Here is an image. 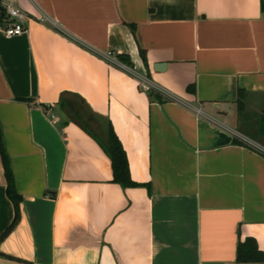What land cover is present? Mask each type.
<instances>
[{
  "label": "crops",
  "instance_id": "0c3cea01",
  "mask_svg": "<svg viewBox=\"0 0 264 264\" xmlns=\"http://www.w3.org/2000/svg\"><path fill=\"white\" fill-rule=\"evenodd\" d=\"M16 4L25 33L0 16V142L22 200L12 227L0 151V264H264L238 260L247 238L264 251L261 0ZM75 95L112 123L139 185L113 181L61 105Z\"/></svg>",
  "mask_w": 264,
  "mask_h": 264
},
{
  "label": "trees",
  "instance_id": "16d2710c",
  "mask_svg": "<svg viewBox=\"0 0 264 264\" xmlns=\"http://www.w3.org/2000/svg\"><path fill=\"white\" fill-rule=\"evenodd\" d=\"M262 2V9L264 10V0ZM0 16L6 18V11L1 4L0 0ZM118 59L123 63L131 66L130 57L127 54L120 53L117 55ZM150 97L152 99L162 101L164 99L163 95L154 87L148 90ZM62 107L69 113L72 120H75L83 128H85L89 133L96 138L100 143L105 152L109 155L112 162L113 170V181L121 184L124 187L137 186L138 182L134 181L131 172L130 164L128 160V155L126 149L124 148L122 141L118 137L117 133L114 130V127L111 122H109L108 128L105 131L104 129L97 126V122L91 112H89L87 106L85 105L82 99L77 98V96L62 97L61 99ZM239 108L243 110L244 104L240 100ZM262 127L261 131L264 136V114L262 115ZM236 142L240 144L247 145L244 141L236 138ZM248 146V145H247ZM0 151L3 155V160L6 169V177L8 180L7 192L11 200L15 205L16 217L12 227L15 225L17 220L20 217V202L22 196L17 193L14 185L13 173L9 168V158L5 153L4 147L0 142ZM238 260L240 262H257L264 260V251H262L254 238H247L244 241H241L238 248Z\"/></svg>",
  "mask_w": 264,
  "mask_h": 264
},
{
  "label": "built area",
  "instance_id": "2783aa9c",
  "mask_svg": "<svg viewBox=\"0 0 264 264\" xmlns=\"http://www.w3.org/2000/svg\"><path fill=\"white\" fill-rule=\"evenodd\" d=\"M1 4L4 7L7 15L6 17L7 27L5 30L6 36L11 38L13 36H17L25 33L27 31V28L25 26V15L22 12V10L17 6L16 0H1ZM107 58L110 61L120 65L122 68L133 73V70L129 66L120 62L113 53H109L107 55ZM140 80H141L142 88L149 90L153 87L151 82L147 78H141ZM53 118H54V122L58 121V119L55 116H53ZM247 144L248 146L254 147L253 146L254 143H252V145L250 143ZM262 150L264 151V149Z\"/></svg>",
  "mask_w": 264,
  "mask_h": 264
}]
</instances>
